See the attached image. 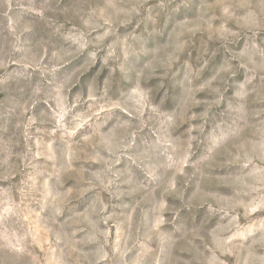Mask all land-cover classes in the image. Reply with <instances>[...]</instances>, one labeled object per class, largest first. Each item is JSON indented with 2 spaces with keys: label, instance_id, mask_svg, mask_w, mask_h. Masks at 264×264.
I'll use <instances>...</instances> for the list:
<instances>
[{
  "label": "rangeland",
  "instance_id": "374dc122",
  "mask_svg": "<svg viewBox=\"0 0 264 264\" xmlns=\"http://www.w3.org/2000/svg\"><path fill=\"white\" fill-rule=\"evenodd\" d=\"M0 264H264V0H0Z\"/></svg>",
  "mask_w": 264,
  "mask_h": 264
}]
</instances>
